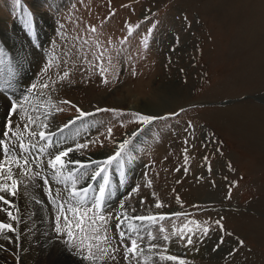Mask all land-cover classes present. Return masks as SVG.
<instances>
[{"label":"rangeland","instance_id":"obj_1","mask_svg":"<svg viewBox=\"0 0 264 264\" xmlns=\"http://www.w3.org/2000/svg\"><path fill=\"white\" fill-rule=\"evenodd\" d=\"M37 9L50 20L43 40L36 36V25L40 29L45 23L35 22ZM87 25H94L97 31H87ZM129 26L134 29L131 37ZM18 27L24 33L18 34L26 44L20 55L26 70L13 79L10 67L20 69L23 65L11 60L5 72L11 49L4 42L3 32L15 35ZM0 30V46L4 47L0 49L2 79H9V84L25 81L30 85L25 91L13 85L11 91L7 87L0 92L9 98V113L12 101H17L48 114L50 129L58 128L52 132L50 143L70 128L64 141H58L61 150L94 141L86 149L69 153L65 160L89 159L102 151L114 156L120 151L112 161L117 169L131 156L136 161L137 175L128 179L127 189L117 196L107 188L108 179L102 201L105 216L122 211V203L129 215L188 213L187 217H172L161 223L171 232L173 223L180 228L194 221L188 228L210 226L208 235L203 242L194 236L193 245L187 248L173 241L167 254L176 255L185 264H264V0H20L19 6L15 0H0ZM97 41L106 50L102 66L107 71L103 77L101 65L92 55L99 50L89 47ZM36 65L42 67L41 80ZM65 71L69 75L61 80ZM44 83L49 87H41ZM118 87L144 94L151 89L165 91L172 103L166 104L159 116L166 118L144 123L136 115L144 113L100 101L106 95L119 98L115 92ZM63 100L71 104L59 103ZM76 107L89 115L77 118ZM189 123L194 128H189ZM125 140V148L117 149ZM104 161L102 168L112 170ZM72 167L74 178L84 170ZM94 170H84L77 181L79 188L90 186L85 206L99 194L102 184L103 179L85 182V176L90 177ZM64 175L68 178L67 168ZM109 193L112 198L116 196L110 203L106 199ZM47 200L48 195L45 202L55 219ZM157 200L166 206L155 208ZM132 207L136 213H132ZM221 217L224 232L214 223ZM116 223L115 219L109 222V235L115 238L113 247L119 240ZM129 223L140 226V222ZM158 227L144 222L142 230L157 234ZM221 237L224 243L214 252ZM237 238L245 242L244 247H239ZM67 239L65 235L63 240ZM159 243L163 245L164 241ZM232 249H238L234 259H224ZM160 250L146 252L138 258L140 264H178L159 260ZM15 251L19 254L20 248ZM118 260L129 264L122 249Z\"/></svg>","mask_w":264,"mask_h":264},{"label":"snow or ice","instance_id":"obj_2","mask_svg":"<svg viewBox=\"0 0 264 264\" xmlns=\"http://www.w3.org/2000/svg\"><path fill=\"white\" fill-rule=\"evenodd\" d=\"M15 4L19 6L20 0H15ZM28 28H31L30 19L28 21ZM87 31L95 33L97 29L94 25H87ZM127 32L128 37H131L134 29L129 26L127 28ZM149 32H151V29H149ZM126 40L127 37L122 39L121 43H125ZM83 43L88 44L89 42L83 41ZM89 47L90 49L95 47L99 50L93 51L92 55L101 65L100 72L103 77V73L107 71V69L102 66L106 50L100 47L99 41H97L95 45H89ZM77 51L80 52L82 50L77 49ZM120 54L121 53H118V55ZM2 55L3 52L0 51V56ZM64 55H68V53H65ZM64 63L66 64L67 61H64ZM49 68H51V64L49 65ZM68 75L69 73L65 71L60 79L63 80L67 78ZM103 82L107 83L108 81L104 79ZM7 87L8 84L6 81H0V92L5 91ZM35 87L36 85L32 86V88ZM41 87L48 88L49 85L44 83ZM25 101H27V97H25ZM59 103L71 104V102L67 100L59 101ZM58 110L62 111V109ZM10 111L12 115L22 113L25 111L24 105L17 101H12ZM32 111L38 113L39 109H33ZM76 111L79 113V117L77 118L89 115V113L82 111L78 107H76ZM97 111H106V109H97ZM181 111H183V109H181ZM136 115H138V119L144 123L166 118L144 114ZM171 115H177V113H173ZM19 127V125H16L17 129ZM23 127L24 131L27 132L31 138L27 144L24 142L25 137L23 133L13 129V122L11 120H9L6 125V130L3 132V138H0V154H2L3 157L0 159V178H3L5 181L4 183H0V193L5 194L0 195V203L8 206L7 208H0V211L6 212L8 218V222L0 220V235L16 231L13 222L17 221L18 217L14 215L11 210L15 207V205L11 200L7 199L6 196H15L18 192L19 186L24 184L25 177L29 180V182L33 183V186L35 187H39V184H35V181L38 178L43 179L45 185L44 190L48 195V202L52 205V208L55 211L54 232L56 233L57 238L62 239L66 235L68 239L64 242L68 246L69 250L75 249L73 254L79 256L82 260L87 261L88 264H102L105 260L115 261L117 260L121 249L123 250L124 260L128 261L129 264H131L132 260H137L138 264H140L138 260L139 257L145 255L146 252H152L157 249H161L157 252L159 260L173 262L178 261V264H185V261L176 255L167 254L168 244L175 241L187 248L188 246L193 245L194 236H196L200 242H203V238L208 235L210 226L201 227L200 225H197L196 229H189L188 223H195L194 221H188V223H185L183 227L180 228L173 223L171 232H169L161 223L166 219H171L172 217H187L189 215L188 213L175 212L148 215H129L127 209L122 203L120 205L122 211L115 215L110 214L109 216H105L102 211V201L105 199L106 185L108 184L107 176L104 177V182L99 186V194L95 195L92 202L85 206L83 201L87 198V192L89 191L90 186L84 188L77 187L78 177H73V169L68 166H78L79 169H83L86 165H84V163L80 160H65L63 158L68 157L69 153L76 150L86 149L88 147V143H94V141L83 144L77 143L74 147H68L53 153L52 151H49L50 148L54 147V145L50 143L53 133L45 131L51 128V125L48 122V114H44L43 116L38 114L35 116L28 115L27 121L24 123ZM65 127H67V125H65ZM188 127L194 128L191 123H189ZM41 128L45 130H40L38 132L39 140L37 141V129ZM110 133L111 130L109 129V134ZM40 142H44L43 146H41ZM185 143H187V140ZM127 144V140L123 141L119 145L120 149H124ZM186 153L187 149H185V154ZM45 154L48 156V169L52 170L51 174L56 178V183H60L59 177L63 174L64 169H68V178L65 182L67 183V180H71V188L64 189V191L67 192V195H62L59 189H57L53 195L52 189L49 185V179L46 174L47 170L43 168L42 157ZM120 155L121 152L117 151L114 156H109L104 163L110 164ZM33 165L40 170L34 172ZM13 166L20 169L19 179L17 178V174L13 171ZM97 167L99 168V165ZM177 171H179V169H177ZM185 171H187V169H185ZM102 173L103 169L94 170L90 179L95 180L98 176L102 175ZM150 183L151 182L149 181V186ZM136 190L137 189H134L133 191ZM228 198H230V195ZM177 200L179 201V197H177ZM36 203H42V201L36 199ZM144 203L145 201L141 199L140 204L143 205ZM165 206L166 205L159 200H157L154 204V207L157 209ZM193 207L198 208L199 206L194 205ZM131 211L132 213H136L137 210L135 207H132ZM112 219L117 221L115 227L119 237V240L115 241L117 245L115 247H113L115 238L109 235V222ZM62 220L63 223H61ZM222 220L223 217L216 220L214 223L221 232H224V227L221 223ZM129 221L140 222V226L134 227L132 223H129ZM144 222H148L152 226L159 225L157 234H153V231L151 230H142ZM204 224L206 225L207 222L205 221ZM197 232H199V235H197ZM228 235H232V233H228ZM237 239L239 247H244L245 242L239 238ZM160 240L164 241L163 245L159 243ZM223 243L224 239L221 237L218 244L214 246L213 251H218L220 245ZM237 250L238 249L230 250L224 259H228L229 257L234 259Z\"/></svg>","mask_w":264,"mask_h":264},{"label":"bare ground","instance_id":"obj_3","mask_svg":"<svg viewBox=\"0 0 264 264\" xmlns=\"http://www.w3.org/2000/svg\"><path fill=\"white\" fill-rule=\"evenodd\" d=\"M4 7L7 8L6 5H4ZM41 12L42 11H40V9H37V13H35V22L40 23L44 21L45 23L42 22L43 23L42 28L40 29L38 28L39 25H36L38 27L36 28L37 34L36 32L35 34L36 36H38V39L43 40L44 39L43 37H46L45 35L48 33V29L50 26V20H49V16H47L46 13H45L46 17L45 16L43 17ZM15 31H16L15 35L9 34L8 32H3L4 39H5L4 42L7 45V48L11 49V55H9L8 57L10 61L7 62L5 58H3V60L7 62L6 65L4 66V69L6 70L5 72H7V70L9 69L11 60L17 61V62L19 61V63L23 65V66H20V69L19 67L16 69L14 68L11 69L10 67V72L14 74L13 79L17 75L19 74L21 75L22 71L26 70V63L25 64L22 63L24 61V58L22 61V57L20 56L21 48H25L24 46H26V44L24 43L25 41H24L23 35L19 36L18 34L19 32H21L22 34L24 33L21 30V27H18V29ZM27 42L29 41H26V43ZM2 48L4 47L0 46V49ZM13 53L14 55H12ZM41 68L42 67L38 65H36L35 67L37 72L40 73V75L38 74L39 76H37V78L39 77L38 79L44 76L43 75L44 73L42 72ZM10 72L8 71V73ZM0 75H3L0 78V81H6V82L8 81V87L10 91L12 90L11 87L13 85L14 86L16 85L17 87L20 86L21 88L23 87L24 91L26 89H29L30 87V85H28L29 83H26L25 81L23 82L13 81L9 84V79H6V78L2 79L4 77V74H0ZM115 92L118 93L119 98L111 99L110 97H108V95H106L102 97L100 101L105 102V103L108 102L110 105L116 108H125L127 110H132V111L136 110V111H139L144 114L151 115V116L162 115V111L166 110L164 108L167 107L165 105L166 104L168 105V103H172L171 100L168 99V95L166 93H163L165 91H161L160 89L158 90L151 89V92L149 94H144L141 92V90L133 93V92H130L128 89L118 87L115 90ZM159 92H162V93H159ZM21 93H24V92H21ZM25 103L20 102V104L24 105V110H25L24 112L18 113L16 115H12L11 113H9V109H10L9 98H4L0 94V138H3V132L6 130L5 124H7L9 120H11L13 122V129L15 131H19L23 133L25 137L24 142L27 144L31 140L28 133L24 131L23 125L27 121L28 115L35 116L38 114L40 116H43L42 114L43 112L39 110L38 113H35L32 111L35 108H33L31 105H26ZM16 125H19L20 127L17 129ZM57 129L58 128H52V129H47V130L43 128L37 129L36 140L37 141L39 140L38 132L40 130H45L46 132L52 133L56 131ZM70 130L71 129L69 128L65 132L57 134L54 137L53 142H52V144H54V147L49 149V151H52V152L60 151L62 148L60 147V145L57 146L58 141L64 139L65 134L70 132ZM43 144L44 143H41V146H43ZM118 148L120 147L118 146L117 149ZM63 149H66V148H63ZM109 154L110 152L107 153L106 151H102V152H96L95 154L91 155L89 159L82 158V160L80 161H82L84 165H86V167H84L83 169L84 170H87L89 168H94L95 170L103 169L101 164L107 158V156H109ZM2 158H3L2 154H0V159ZM128 159L129 158H127V160L124 162L123 167H121L120 169H117L115 163L111 162L110 169L112 167V170L107 172V170L105 171L103 169L102 175L98 176L95 180L90 179L91 176L90 177L85 176V182L92 184L97 179L99 180L103 179L101 181L103 183L104 177L107 176V178L109 179V185L108 187L107 186L106 187L109 188V190L113 189L112 193L116 194L117 196L122 191V189L123 190L127 189L128 179L136 176L138 172V165L136 164V161H133L134 158H132L131 156L132 160L129 159L131 162ZM47 160H48V156L44 155L42 157L43 168L47 170L46 174L48 176L50 187L52 189L53 194H55L56 190L59 189L62 195H67V192H65L64 189L65 188L70 189L71 182L70 181H68L67 183L65 182L67 179V177L65 176L66 174L64 175L65 169L63 171V174L59 177L60 183L58 184L55 182L56 178L53 177L51 174L52 170L48 169ZM98 165H99V168L97 167ZM68 167L72 168L73 170L75 169L72 166H68ZM39 170L40 169H37L35 165H33L34 172L39 171ZM84 170L81 171L77 175L78 178H81V176L84 175L83 173ZM13 171L17 174V178L19 179L20 169L13 166ZM4 182L5 181L3 180V178H0V183H4ZM35 184H39V187L33 186V183L29 182V180L25 177L24 184H21L19 186L17 194L15 196H6L7 199L11 200L14 203L15 207L11 210L13 211L14 215L18 217V220L13 222L14 227L16 229L15 232H10L5 235H0V264H88L87 261L82 260L79 256L72 255L73 253L72 254L69 253L70 251L64 244L65 239L63 240V238L62 239L57 238L56 233L54 232V228H53V225H54L53 214L51 213V209H48L49 207L51 208V206L47 205V202H45L47 193L44 190L45 189L44 182H42V180L38 178L35 181ZM115 185H116V188H115ZM107 188H106V191H107ZM112 193H109L106 199L108 201L110 200L113 202L116 196L112 198L113 197ZM0 195H5V194L0 193ZM36 199L42 201V203H36ZM121 203L122 201L118 202L117 204L119 205ZM7 207L0 206V208H7ZM0 220L8 222L6 212L0 211ZM17 246L20 248L19 254H17V252L15 251V248H17ZM104 262L108 264H113V263L122 264L121 260L120 261L118 260L117 262L105 260Z\"/></svg>","mask_w":264,"mask_h":264}]
</instances>
